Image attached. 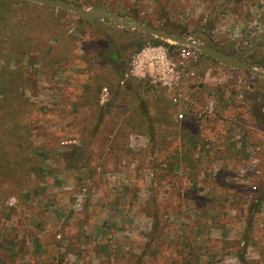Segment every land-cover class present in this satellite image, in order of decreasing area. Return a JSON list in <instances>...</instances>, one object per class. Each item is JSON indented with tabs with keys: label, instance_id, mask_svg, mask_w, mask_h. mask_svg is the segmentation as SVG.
Segmentation results:
<instances>
[{
	"label": "rangeland",
	"instance_id": "374dc122",
	"mask_svg": "<svg viewBox=\"0 0 264 264\" xmlns=\"http://www.w3.org/2000/svg\"><path fill=\"white\" fill-rule=\"evenodd\" d=\"M68 1L136 12L154 27L235 53L264 49V0ZM1 17L0 65L20 56L39 166L30 174L33 192L0 193V264H264L263 77L198 51L183 58L186 45L145 41L137 49L146 38L137 29L118 32L31 1L0 0ZM109 43L123 44L116 55L127 63L115 98L116 62L101 56ZM148 46L165 50L175 70L170 85L147 68L130 73ZM129 77L141 83L139 94L124 93ZM140 98L156 122L165 112L200 136L193 167L175 165L185 145L176 134L170 142L167 127L156 144L144 125L133 128ZM253 101L260 124L249 114ZM75 146L88 151V165L64 160Z\"/></svg>",
	"mask_w": 264,
	"mask_h": 264
},
{
	"label": "trees",
	"instance_id": "16d2710c",
	"mask_svg": "<svg viewBox=\"0 0 264 264\" xmlns=\"http://www.w3.org/2000/svg\"><path fill=\"white\" fill-rule=\"evenodd\" d=\"M68 1V0H66ZM97 4V3H93ZM105 5V4H103ZM106 6V5H105ZM107 7V6H106ZM112 11V10H111ZM113 12V11H112ZM122 15H126L129 17H134L141 22L150 24L148 21H144L139 18L136 12L126 11ZM4 19L1 17L0 21ZM6 22H1L0 27L6 26ZM159 29L166 30L171 32L170 30L162 27L155 26ZM118 32L129 31V29L117 28ZM139 34H144L146 36L143 40H138L136 43V48L139 49L145 41H150L151 43H162L165 44L169 49L176 48L180 45L170 44L168 42L162 41L159 38H156L150 34L142 33L137 31ZM204 42L210 43L216 48L227 52L229 54H233L238 56L244 61H247L251 65H258L264 68V49H255L250 53L240 54L235 53L229 50H226L220 46L215 45L211 42L210 39L205 37V39H201ZM112 42H116V40H112ZM117 44V43H115ZM119 44V43H118ZM120 46H113L110 44L103 48L101 51V56L110 54V61L116 62L114 71L116 73V88L113 90V97L115 98L119 92L118 89L119 79H122L124 76V71L127 69L126 64L122 63L121 60L116 55V52L121 51V47L123 44H119ZM10 55V54H9ZM7 57L11 62L4 63L0 65V193L6 194L8 192H14L13 190L23 191L24 194H28L29 190H32V183L30 179V174L39 166L38 158L35 154H33V144L30 139L31 136V124L28 120L30 110H31V102L25 97L19 89L20 84H24L28 82V79L24 77L23 67L19 64L20 56H12ZM107 60V59H106ZM124 93H128V95L134 96L140 93L141 91V83L135 80L133 77H129L125 80V84L123 85ZM250 99V98H249ZM113 102H109L107 104L108 108H110ZM249 114L253 116L255 121L260 124V119L258 118V113L260 106L256 105V102L250 104ZM138 114H140V121L131 122L133 128H139L138 126H145L147 133L149 134V142L151 144H156L155 136L158 133L159 128L167 127L169 129L170 142L171 138L179 135V138L183 141V145H185V149H183L180 153H177L174 157L175 165L181 164L185 160H189L191 162L190 153L193 148L197 146V142L200 140V136L197 133H189L187 130L177 127V123L174 118L170 119V117L166 116L165 112H162L161 116H157L156 122L149 110L146 103V100L140 98V105L136 107ZM101 110L100 112H102ZM182 113V111L180 110ZM103 113V112H102ZM101 113V114H102ZM179 113V112H178ZM183 115V113H182ZM134 115L130 114L129 118H133ZM140 127V128H141ZM169 142V143H170ZM168 143V144H169ZM167 146V145H166ZM165 147V145H164ZM77 146L71 148L69 151L63 153L64 160L67 163L73 162L75 166L79 163V165H88V151L76 149ZM153 150V147L151 148ZM87 152V153H86ZM77 160L78 163H74ZM193 167L192 162L190 163ZM28 185V186H27ZM6 261V260H5ZM10 262L11 264H16L15 261L11 259H7L6 262ZM8 262V263H9Z\"/></svg>",
	"mask_w": 264,
	"mask_h": 264
},
{
	"label": "water",
	"instance_id": "95a60500",
	"mask_svg": "<svg viewBox=\"0 0 264 264\" xmlns=\"http://www.w3.org/2000/svg\"><path fill=\"white\" fill-rule=\"evenodd\" d=\"M26 1H31L45 6H52L68 10L77 14L79 17L86 19L96 18L108 24L122 27L125 29H137L143 33L150 34L154 37L160 38L161 40L168 41L174 44L188 45L196 49L203 56L211 57L225 66L248 71L256 76L264 78L263 69L249 64L247 61L242 60L236 55L224 52L210 43L189 36H183L182 34H175L156 28L150 24L141 22L133 17H129L122 14H116L102 4H97L91 7H84L66 0Z\"/></svg>",
	"mask_w": 264,
	"mask_h": 264
},
{
	"label": "built area",
	"instance_id": "2783aa9c",
	"mask_svg": "<svg viewBox=\"0 0 264 264\" xmlns=\"http://www.w3.org/2000/svg\"><path fill=\"white\" fill-rule=\"evenodd\" d=\"M196 52V49L186 45L181 49L180 55L183 58L189 57L192 60H195L197 56ZM145 68L153 71V76H157L158 80H160L164 85H170L172 82H174V67L168 60L165 50L160 46H148L141 49L131 62L130 73L134 75L139 73L141 74L140 71L144 70ZM190 73H193V71ZM205 108L210 109L211 104H207ZM181 116L182 113H179V117Z\"/></svg>",
	"mask_w": 264,
	"mask_h": 264
}]
</instances>
